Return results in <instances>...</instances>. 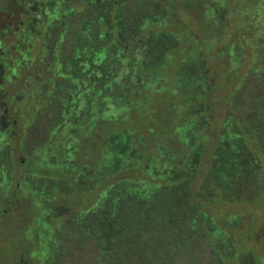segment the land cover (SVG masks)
I'll return each mask as SVG.
<instances>
[{
    "label": "trees",
    "instance_id": "obj_1",
    "mask_svg": "<svg viewBox=\"0 0 264 264\" xmlns=\"http://www.w3.org/2000/svg\"><path fill=\"white\" fill-rule=\"evenodd\" d=\"M194 2L0 0V264H264L262 74Z\"/></svg>",
    "mask_w": 264,
    "mask_h": 264
},
{
    "label": "rangeland",
    "instance_id": "obj_2",
    "mask_svg": "<svg viewBox=\"0 0 264 264\" xmlns=\"http://www.w3.org/2000/svg\"><path fill=\"white\" fill-rule=\"evenodd\" d=\"M207 8L199 5L200 2L192 3L196 5L195 9L197 11L198 16L202 17L206 25H213L217 33L221 35V32L229 26L230 30L227 31L228 39L224 41L230 42L231 39L235 40L236 44H239L236 47L238 49L237 55H233L232 58L237 60H243V52L245 51L244 61L246 66V71L248 73H254L256 75L262 74L260 78L261 83L264 84V0H204ZM207 9V10H206ZM190 13V12H189ZM192 15V16H190ZM192 17L190 19V17ZM181 20L186 21L187 23L192 22L193 25H196V21L194 19L193 14L181 16ZM192 27V26H191ZM210 35H212L213 30L209 31ZM208 47L213 46V42L207 41ZM1 112V111H0ZM0 140H6L7 142H11L13 137H11V133H18L16 128L9 126V121L1 120L0 117ZM45 138L43 136L37 137L35 134L32 136L31 140L26 145L27 152L33 150L35 147L39 146ZM8 174V173H6ZM6 174L3 177L6 179ZM14 176L17 173H13ZM3 178L0 174V184H3ZM5 184V183H4ZM12 187L17 186V182L14 180L11 183ZM10 187V188H12ZM0 189L2 186L0 185ZM9 193V190L6 192L1 191L0 199L6 197ZM24 200V198L19 196L16 198L14 203H20V201ZM19 205V204H17ZM18 209L21 210L17 216H10L13 222L20 221L25 219L26 212L22 207ZM2 216V215H1ZM3 240L0 241L1 248H4ZM9 258H11V264H13L15 260V256L17 253L9 254ZM5 262L3 261V264ZM2 264V263H1ZM22 264H25L22 262Z\"/></svg>",
    "mask_w": 264,
    "mask_h": 264
}]
</instances>
